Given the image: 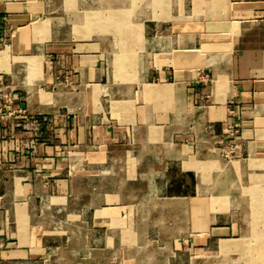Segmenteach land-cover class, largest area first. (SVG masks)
<instances>
[{"label": "crops", "instance_id": "1", "mask_svg": "<svg viewBox=\"0 0 264 264\" xmlns=\"http://www.w3.org/2000/svg\"><path fill=\"white\" fill-rule=\"evenodd\" d=\"M2 92L0 264H264V0H0Z\"/></svg>", "mask_w": 264, "mask_h": 264}, {"label": "built area", "instance_id": "2", "mask_svg": "<svg viewBox=\"0 0 264 264\" xmlns=\"http://www.w3.org/2000/svg\"><path fill=\"white\" fill-rule=\"evenodd\" d=\"M0 97L4 99L3 105L0 106V119H2L3 116H5L4 115L5 110H9L10 114L19 113V114L24 115L23 109L17 107L13 110L10 108L11 105H13L15 102V97L11 92H8V93L2 92L0 93ZM239 131H240L239 124L236 123L234 125L233 130L231 131V136L233 137V139L238 135ZM35 144H36V139H32L30 141V146L34 147ZM237 148H238V145L236 143H231L230 145L225 146L223 150L224 157L230 158L235 153Z\"/></svg>", "mask_w": 264, "mask_h": 264}]
</instances>
